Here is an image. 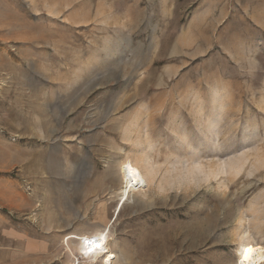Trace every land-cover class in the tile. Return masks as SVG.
Segmentation results:
<instances>
[{
    "label": "rangeland",
    "instance_id": "obj_1",
    "mask_svg": "<svg viewBox=\"0 0 264 264\" xmlns=\"http://www.w3.org/2000/svg\"><path fill=\"white\" fill-rule=\"evenodd\" d=\"M99 232L108 264L264 243V0H0V264H103Z\"/></svg>",
    "mask_w": 264,
    "mask_h": 264
},
{
    "label": "bare ground",
    "instance_id": "obj_2",
    "mask_svg": "<svg viewBox=\"0 0 264 264\" xmlns=\"http://www.w3.org/2000/svg\"><path fill=\"white\" fill-rule=\"evenodd\" d=\"M119 172L122 181L124 182V188L122 192V199L133 193L136 190L144 189L148 186L150 178L146 176L144 172L139 168L136 163L123 161L120 163ZM103 237L104 252H100L97 249V244L100 243V239ZM246 238V237H245ZM83 247L89 251L91 257H102V263H111V260L115 257V254L108 249L107 236L103 232L91 236H84L82 238ZM251 250V251H249ZM236 264H262L264 262V243L251 242L250 239L242 240L236 250Z\"/></svg>",
    "mask_w": 264,
    "mask_h": 264
},
{
    "label": "snow or ice",
    "instance_id": "obj_3",
    "mask_svg": "<svg viewBox=\"0 0 264 264\" xmlns=\"http://www.w3.org/2000/svg\"><path fill=\"white\" fill-rule=\"evenodd\" d=\"M100 239V243L97 244V249L100 251V252H104V247H103V237L99 238ZM251 251V250H249Z\"/></svg>",
    "mask_w": 264,
    "mask_h": 264
}]
</instances>
